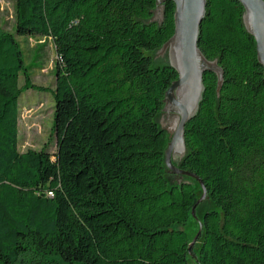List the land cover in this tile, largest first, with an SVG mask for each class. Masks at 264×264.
Returning a JSON list of instances; mask_svg holds the SVG:
<instances>
[{
  "label": "trees",
  "instance_id": "trees-1",
  "mask_svg": "<svg viewBox=\"0 0 264 264\" xmlns=\"http://www.w3.org/2000/svg\"><path fill=\"white\" fill-rule=\"evenodd\" d=\"M163 8L156 22L157 0H16V33L0 29V264H190L199 193L166 166L159 117L179 76L153 56L176 30V4ZM243 14L207 0L200 29L223 85L204 74L178 164L214 205L197 264H264V68ZM18 38L54 44V154L19 150L24 90H49Z\"/></svg>",
  "mask_w": 264,
  "mask_h": 264
},
{
  "label": "water",
  "instance_id": "water-1",
  "mask_svg": "<svg viewBox=\"0 0 264 264\" xmlns=\"http://www.w3.org/2000/svg\"><path fill=\"white\" fill-rule=\"evenodd\" d=\"M176 4L174 36L160 51H169V66L178 73L175 81L166 93L164 100V113H176L179 116L172 121L174 133L165 130L170 138L166 151V166L170 175L186 176L196 180L202 190L203 196L193 209L208 196L203 181L195 174L181 169L173 163L174 154H180V160L187 153L185 143V127L190 120L196 117L205 92L204 74L213 72L218 76L219 91L223 85V71L217 61H209L199 48L200 29L206 17L207 0H172ZM244 7L243 23L247 32L255 38L257 44L258 60L264 68V0H236ZM164 0H157V13L162 10L164 15ZM162 7V9H161ZM155 18V17H154ZM169 116V115H168ZM172 134V136H171ZM195 242L191 243V248Z\"/></svg>",
  "mask_w": 264,
  "mask_h": 264
},
{
  "label": "rangeland",
  "instance_id": "rangeland-1",
  "mask_svg": "<svg viewBox=\"0 0 264 264\" xmlns=\"http://www.w3.org/2000/svg\"><path fill=\"white\" fill-rule=\"evenodd\" d=\"M162 9V7H161ZM162 10L154 18V21L161 22ZM0 29L2 31L16 33V0H0ZM27 58V65H39L31 70L33 84L36 88H45L49 91L39 92L38 90H24L21 97L20 121H19V150L21 153L28 151H42L47 149L51 154L57 150V137L54 132V109L55 100L52 91L56 88V61L57 55L54 44L46 39H23L18 38ZM154 58L160 64H170L169 51H158ZM20 87H25L24 77L20 80ZM159 124L169 133H174L172 120L167 113H162L159 117ZM171 134V136H172ZM186 155V154H185ZM173 163L180 162V154H174ZM172 183L190 181L195 183L199 199L203 196L200 186L192 179L185 176L172 175L169 177ZM211 200L206 199L200 203L199 207L186 228L191 242H195V254L190 257V264H197L196 255L201 245L202 221L206 210L213 209Z\"/></svg>",
  "mask_w": 264,
  "mask_h": 264
},
{
  "label": "flooded vegetation",
  "instance_id": "flooded-vegetation-1",
  "mask_svg": "<svg viewBox=\"0 0 264 264\" xmlns=\"http://www.w3.org/2000/svg\"><path fill=\"white\" fill-rule=\"evenodd\" d=\"M169 116H168V118H169V120L171 121H175V117H177V116H179L178 114H176V113H174V112H172V113H169L168 114Z\"/></svg>",
  "mask_w": 264,
  "mask_h": 264
}]
</instances>
